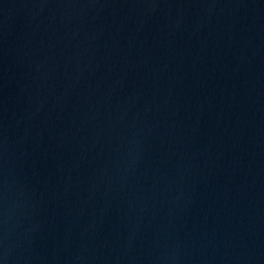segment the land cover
I'll use <instances>...</instances> for the list:
<instances>
[{
	"label": "water",
	"instance_id": "water-1",
	"mask_svg": "<svg viewBox=\"0 0 264 264\" xmlns=\"http://www.w3.org/2000/svg\"><path fill=\"white\" fill-rule=\"evenodd\" d=\"M0 264H264V0H0Z\"/></svg>",
	"mask_w": 264,
	"mask_h": 264
}]
</instances>
